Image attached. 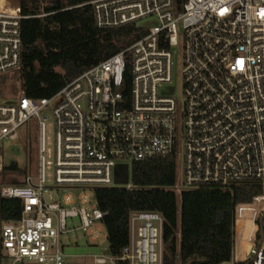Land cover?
I'll list each match as a JSON object with an SVG mask.
<instances>
[{
    "label": "built area",
    "instance_id": "2783aa9c",
    "mask_svg": "<svg viewBox=\"0 0 264 264\" xmlns=\"http://www.w3.org/2000/svg\"><path fill=\"white\" fill-rule=\"evenodd\" d=\"M94 24L122 28L121 48L66 80L53 94L22 87L0 100L2 142L37 127V169L22 183L0 182V198L21 202L0 220V254L10 264H65L64 235L89 232L107 212L95 197L118 167L153 158L180 164L175 193L198 185L258 181L261 193L237 203L228 264H264V0H90ZM22 0H0V75L20 70ZM143 21L142 25H136ZM181 46L176 91L174 49ZM130 83L125 93L124 74ZM46 112L53 117V182L46 174ZM130 187V184L127 185ZM163 215L133 211L119 256L101 248L92 264H161ZM109 249V247H108Z\"/></svg>",
    "mask_w": 264,
    "mask_h": 264
},
{
    "label": "trees",
    "instance_id": "16d2710c",
    "mask_svg": "<svg viewBox=\"0 0 264 264\" xmlns=\"http://www.w3.org/2000/svg\"><path fill=\"white\" fill-rule=\"evenodd\" d=\"M35 1H22L25 14L39 11ZM88 1L50 0L43 10L53 13L21 20L22 66L18 71L0 75V100L7 98V81L13 84L17 79L28 96H49L66 80L120 50L122 28H97ZM124 83L128 93V70ZM5 170L24 172L15 161L7 164ZM126 171V166L118 167L115 177ZM175 181L174 160L153 158L131 164L129 188L125 185L95 189L99 208L107 212L103 222L111 254L119 256L128 244L133 211H158L164 218L161 264H228L233 245L234 207L261 193L260 183L250 181L228 187L198 185L182 190L177 196L170 189ZM20 213L19 199L0 198V220L18 219Z\"/></svg>",
    "mask_w": 264,
    "mask_h": 264
},
{
    "label": "rangeland",
    "instance_id": "374dc122",
    "mask_svg": "<svg viewBox=\"0 0 264 264\" xmlns=\"http://www.w3.org/2000/svg\"><path fill=\"white\" fill-rule=\"evenodd\" d=\"M50 0H36V6H45ZM143 21H138L136 25H142ZM174 78L176 91L179 92L181 86V68H182V56L181 46L177 45L174 49ZM62 72L59 67L56 68ZM13 82V81H12ZM21 88L20 80H15L12 84L11 81L6 83V97H13L16 92ZM47 127H46V174L48 183L53 182V142H54V130H53V117L50 112H46ZM37 127L35 123H28L18 128L17 138L4 139L2 142L3 154L6 164L11 161H15L18 167L24 172L5 170L0 174V182L5 184L22 183L24 177L27 174L33 177L36 174L37 169ZM126 173L119 177H115L113 186H125L130 176V168L126 166ZM180 164L177 165L176 174L178 183L182 180V174ZM117 176V174L115 175ZM177 196L179 193L176 192ZM178 204L180 201L178 200ZM101 236L96 239L90 237L89 232L83 233L82 231L70 232L64 235V251L67 254L65 264H92V255L99 253L101 248H105V253L109 254L107 231L104 223L97 222L95 224ZM162 250V246L160 245ZM28 264L26 262H22ZM0 264H10L8 258L0 254ZM112 264H116L113 262ZM178 264H181L178 262Z\"/></svg>",
    "mask_w": 264,
    "mask_h": 264
},
{
    "label": "flooded vegetation",
    "instance_id": "af4514ba",
    "mask_svg": "<svg viewBox=\"0 0 264 264\" xmlns=\"http://www.w3.org/2000/svg\"><path fill=\"white\" fill-rule=\"evenodd\" d=\"M23 1V0H22Z\"/></svg>",
    "mask_w": 264,
    "mask_h": 264
}]
</instances>
